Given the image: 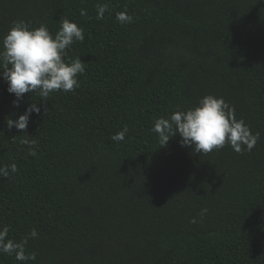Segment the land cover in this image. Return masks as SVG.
<instances>
[{"label": "trees", "instance_id": "16d2710c", "mask_svg": "<svg viewBox=\"0 0 264 264\" xmlns=\"http://www.w3.org/2000/svg\"><path fill=\"white\" fill-rule=\"evenodd\" d=\"M64 18L85 35L67 53L86 63L78 89L40 102L24 133L6 121L40 98L16 107L0 77V167L18 169L0 177V227L39 234L35 260L0 264H264V0H0V46L14 20L54 36ZM208 94L259 132L251 152L200 154L178 134L160 147L155 119Z\"/></svg>", "mask_w": 264, "mask_h": 264}, {"label": "clouds", "instance_id": "9594fccd", "mask_svg": "<svg viewBox=\"0 0 264 264\" xmlns=\"http://www.w3.org/2000/svg\"><path fill=\"white\" fill-rule=\"evenodd\" d=\"M96 7V19L103 20L107 4ZM81 15H87V11L82 9ZM116 19L122 24L132 21L126 12L117 13ZM84 40L83 28L67 18L62 20L54 36L46 24L36 27L22 19L12 22L0 46V77L7 82L8 92L14 94L16 107H19L25 93H35L40 100H34L17 119H7L9 130L15 127L27 132L31 115L41 112L40 102L47 101L53 92H74L80 87L79 76L85 73L86 63L81 57L67 58V53L75 42ZM128 131V126L124 125L110 138L119 143L125 140ZM151 131L157 134L160 147L167 146L170 139L178 134L181 146L190 147L200 154H208L225 145L237 153L251 152L260 138L259 132L253 133L242 118L237 119L234 106L215 94L205 95L193 108L181 110L178 106L169 117L155 119ZM30 137H22L19 143L26 145L27 154L35 157L38 141ZM17 171L15 164L2 166L0 177L10 178V173ZM206 212L205 208L201 215ZM191 222L195 223V218ZM8 233L7 225L0 227V253L14 254L15 259L21 262L36 259L34 252L26 253L25 245L29 238L38 237L37 229L33 228L21 242L9 238Z\"/></svg>", "mask_w": 264, "mask_h": 264}]
</instances>
